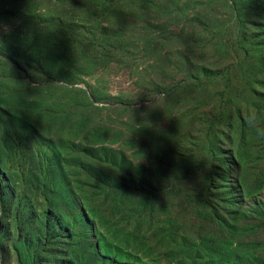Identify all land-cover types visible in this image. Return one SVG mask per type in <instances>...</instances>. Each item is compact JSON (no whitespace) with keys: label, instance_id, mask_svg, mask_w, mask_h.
<instances>
[{"label":"rangeland","instance_id":"1","mask_svg":"<svg viewBox=\"0 0 264 264\" xmlns=\"http://www.w3.org/2000/svg\"><path fill=\"white\" fill-rule=\"evenodd\" d=\"M233 2L0 0V106L35 123L45 118L42 114L61 116L52 131L44 130L48 139L105 142L126 153L131 163L101 167L118 172L115 180L79 174L68 155L62 163L63 181L71 183L73 198L83 200L86 208L93 200L102 206L107 196L113 206L125 202L130 215L142 207L148 212L146 233L156 236H149L147 245L122 242L133 250L121 255L130 263L169 264L178 258L179 253L169 252L176 224L187 236L202 238L204 257L216 254L215 244L224 251L237 241L254 255L264 251V182L250 189L264 168V103L253 92L264 90V73L253 80L247 67H227L230 53H223L221 45L243 44L238 38L232 42L237 34ZM254 3L255 23L248 29H264V1ZM107 7L108 16L102 12ZM68 28L87 39L64 42L62 33ZM38 63L49 68L40 70ZM4 67L16 73L9 75ZM234 75L242 81L241 100L237 86L227 80ZM18 96L32 98L31 110L17 102ZM39 103L46 106L45 113L39 112ZM63 117L72 122L60 128ZM214 122L219 124L222 157L212 166L201 161V147ZM5 158L0 152V168ZM93 181L103 183L94 189ZM0 184V264L75 262L79 247L66 235L50 233L42 221L54 204L47 206L31 195L26 206H16L15 178L2 173ZM203 188L241 226L236 239L213 223L191 219L199 216L194 193ZM165 230L163 241L159 237ZM106 236L114 242L118 235L112 229ZM110 250L111 255L121 253L113 245Z\"/></svg>","mask_w":264,"mask_h":264},{"label":"trees","instance_id":"2","mask_svg":"<svg viewBox=\"0 0 264 264\" xmlns=\"http://www.w3.org/2000/svg\"><path fill=\"white\" fill-rule=\"evenodd\" d=\"M254 6V0H234L231 3L235 21L234 29L237 33L236 36H233L234 40L232 42L240 39L243 44H235L233 48L221 45L220 48L223 53H230L228 68L246 69L247 67L248 77L253 80L264 73V29L257 27L248 29V26L255 23ZM102 7H105V5L102 4ZM110 9V7H107L102 12L108 16ZM77 26L78 24L74 27ZM103 29H106V27L104 26ZM73 32L75 30L68 28L66 33H62L64 42L69 43L74 39L80 42L81 39H87L81 32ZM79 34L82 38L79 37ZM245 47L250 49L251 52H246ZM38 67L40 70L49 68L43 63H38ZM3 69L9 75L16 73L13 67H4ZM20 70L28 74L27 68H20ZM227 80L237 86V98L241 100L243 96H241L239 88H242V81L236 79V75L229 76ZM249 84L253 85V83ZM253 92L262 98L264 103V90L260 89L257 92L256 89H253ZM256 97H253V101L256 100ZM17 102L23 104L26 109L31 110L29 104L32 103V98L29 96L26 98L18 96ZM38 105L39 112L41 114L42 112L45 113L46 106L43 103ZM14 112L6 111L0 106V152L6 157V164H2L0 175L7 173L15 178V183H17L19 189L18 193L15 190L13 191L16 206H26V201L31 195L38 197L47 206L54 204L43 215L42 221L50 233L59 236L66 235L73 246L79 247L75 252L76 263L68 261L69 264H134L121 259V255L133 253V250L129 251L128 247H123L121 244L124 241L127 242L128 239H132L136 242L141 240V243L144 242L147 245L146 241L149 236H156V232L146 233L148 212H144L142 207V210L138 211L136 215H130L127 213L128 209H126L127 204L125 202L122 201L120 206H113L112 200H108L107 196L103 198L102 206L93 200L91 207L86 208L83 200L79 202L73 198L71 183L63 181L65 172L62 160L66 159L65 155L74 158L77 162L75 167L79 174H84L83 171H85V174L98 173L107 179L115 180V177L119 175L118 172H109L101 167L109 166L111 162L113 164L118 161L122 167L131 163L126 153L123 150L106 145L105 142L98 146V142L86 143L80 138L69 140L57 136L56 139L53 137L48 139L44 130L52 131V125L58 123L61 116L42 114L45 115V118L35 123L30 117ZM68 121L63 117L60 128L67 126V123L70 125L72 121ZM101 129L104 130V128ZM88 131L89 128L85 134H88ZM216 131H219V124L214 122L213 126L209 125L201 147L203 150L201 161H207L212 166L220 161L222 157L219 150V135ZM115 157L116 159L113 160ZM263 182L264 168L261 173L255 176L250 189H258ZM102 183L101 181H93L91 187L97 189ZM0 191L3 193L1 184ZM193 197L197 201L196 209L199 211L198 217H191L194 223L202 222L205 225L213 223L218 230L227 231L226 235L229 238L236 239L241 226L228 219L221 210V206L214 200V194L208 188L198 190ZM95 198L94 196L93 199ZM154 208L155 206L151 204L150 211L153 212ZM180 227V224H176L174 231H172L174 245L169 249L170 253H179L180 256L169 262V264H253V261L264 264L263 250H259L254 255L243 246L240 247L238 241L235 247L227 248L224 251H221L223 248L219 244H215L213 248L216 250V254H205L204 257L200 243L202 238L200 240L191 238L184 234ZM112 229L118 235L114 242L113 240H107L106 236ZM167 233L168 230H165L159 238L165 241ZM112 245L118 252H121L120 255L118 253L109 254L114 253L110 250ZM149 248H152V246ZM220 255H230V257L224 258ZM90 257L93 260H90ZM67 259L62 258L59 264H64Z\"/></svg>","mask_w":264,"mask_h":264}]
</instances>
